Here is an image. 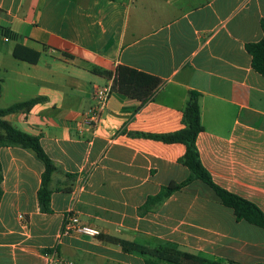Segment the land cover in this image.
<instances>
[{
	"label": "crops",
	"instance_id": "crops-1",
	"mask_svg": "<svg viewBox=\"0 0 264 264\" xmlns=\"http://www.w3.org/2000/svg\"><path fill=\"white\" fill-rule=\"evenodd\" d=\"M262 20L264 0H0V108L40 98L3 121L37 136L55 166L42 213L43 164L0 147V264H45L51 249L82 264H170L98 238H59L69 213L149 251L264 264V229L237 220L199 181L140 211L188 170L182 144L134 136L180 130L196 92L201 164L216 186L264 215V78L245 51L261 39ZM118 67L160 84L142 104L115 89ZM106 88L96 123L86 124L95 91Z\"/></svg>",
	"mask_w": 264,
	"mask_h": 264
},
{
	"label": "trees",
	"instance_id": "trees-1",
	"mask_svg": "<svg viewBox=\"0 0 264 264\" xmlns=\"http://www.w3.org/2000/svg\"><path fill=\"white\" fill-rule=\"evenodd\" d=\"M261 30V39L256 43L246 44L245 51L251 58L252 70L264 78V20L261 21ZM159 84L160 81L155 77L145 76L144 74L124 67L117 68L116 77L114 79V86L117 91L123 95L140 100L142 104L152 96L154 90ZM197 99L198 94L196 92H191L189 94V100L182 113L183 127L180 130L160 135L142 133L134 134V136L152 139L167 144H182L185 147V152L180 159V163L188 170V176L180 183H170L163 187L158 194L147 197L140 211L145 213L151 210L152 207H157L174 192L179 191L193 181H199L210 188L217 198L233 211L237 220H244L249 224L264 229L263 213L251 202L228 193L216 186L212 182L209 173L201 164L196 148V138L202 131ZM39 101L40 98H35L14 103L6 108H0V147H19L25 149L31 152L35 158L43 164L41 184L37 191V200L40 211L42 213H48L50 210L51 194L49 184L52 173L55 171V166L42 149L37 136L23 132L3 121V118L8 115L29 111L30 108ZM97 238L100 241L119 246L123 252L148 253L160 259H164L170 264H219L217 262L204 260L187 252H179L171 248H156L149 251L148 249H143L134 243H129L118 238L103 235H100ZM47 251L50 250H46L45 252Z\"/></svg>",
	"mask_w": 264,
	"mask_h": 264
},
{
	"label": "built area",
	"instance_id": "built-area-1",
	"mask_svg": "<svg viewBox=\"0 0 264 264\" xmlns=\"http://www.w3.org/2000/svg\"><path fill=\"white\" fill-rule=\"evenodd\" d=\"M109 95V89H97L94 94V105L85 114L84 122L86 124H94L97 121L99 111L105 106ZM85 236L89 238H97L100 236V232L88 225L83 224L79 218L74 214H67L64 217L62 226L59 232V238L63 236ZM45 264H82L77 261L69 260L57 253L55 249H51L42 254Z\"/></svg>",
	"mask_w": 264,
	"mask_h": 264
},
{
	"label": "rangeland",
	"instance_id": "rangeland-1",
	"mask_svg": "<svg viewBox=\"0 0 264 264\" xmlns=\"http://www.w3.org/2000/svg\"><path fill=\"white\" fill-rule=\"evenodd\" d=\"M149 246L158 247V246H163V245L162 243H158L157 241H154V239H150Z\"/></svg>",
	"mask_w": 264,
	"mask_h": 264
}]
</instances>
